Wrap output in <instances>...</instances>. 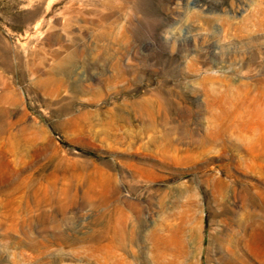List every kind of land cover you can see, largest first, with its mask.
Returning <instances> with one entry per match:
<instances>
[{"label": "rangeland", "instance_id": "obj_1", "mask_svg": "<svg viewBox=\"0 0 264 264\" xmlns=\"http://www.w3.org/2000/svg\"><path fill=\"white\" fill-rule=\"evenodd\" d=\"M0 264H264V0H0Z\"/></svg>", "mask_w": 264, "mask_h": 264}, {"label": "bare ground", "instance_id": "obj_2", "mask_svg": "<svg viewBox=\"0 0 264 264\" xmlns=\"http://www.w3.org/2000/svg\"><path fill=\"white\" fill-rule=\"evenodd\" d=\"M146 100V99H145ZM145 105V104H144ZM143 106V105H142ZM161 106V105H160ZM145 112V111H144ZM152 118V117H151ZM154 118V117H153ZM149 123H151V122H149ZM148 125H151V124H148ZM155 125V124H154ZM153 126V125H152ZM169 143V142H168Z\"/></svg>", "mask_w": 264, "mask_h": 264}]
</instances>
